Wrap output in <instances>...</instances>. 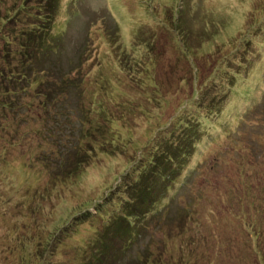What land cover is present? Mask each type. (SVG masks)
Wrapping results in <instances>:
<instances>
[{"label": "rangeland", "instance_id": "374dc122", "mask_svg": "<svg viewBox=\"0 0 264 264\" xmlns=\"http://www.w3.org/2000/svg\"><path fill=\"white\" fill-rule=\"evenodd\" d=\"M41 4L0 0V264H260L264 0H58L48 15ZM58 66L83 81L57 118L100 128L76 173L54 178L61 142L77 136H55L57 106L37 93ZM186 135L195 149L159 209L99 248L96 208L114 212L155 143Z\"/></svg>", "mask_w": 264, "mask_h": 264}, {"label": "trees", "instance_id": "16d2710c", "mask_svg": "<svg viewBox=\"0 0 264 264\" xmlns=\"http://www.w3.org/2000/svg\"><path fill=\"white\" fill-rule=\"evenodd\" d=\"M56 4H58V0H42L41 7L45 8V14L48 15L49 13L55 11V8L53 7H55ZM42 15L43 14H41V16ZM37 33L40 46H43L45 44V39L42 26ZM34 34L35 33L33 32V29H31L24 30L20 36V39L23 40L22 42H20L18 51L23 55V58L26 59V61L23 62L24 64L26 62L31 63L32 58L35 57L37 48L33 45V42L35 40ZM32 46L34 48V53L31 55L32 52H30V49L32 48ZM26 47H29V50H27ZM80 61L81 59L78 60L73 66L75 70L78 68V64L80 63ZM63 73H66V71L61 70V66H58L56 68L57 80L53 82V87L49 84V86H47L48 88L43 91L41 89V86L45 85L41 84L37 90L38 94L45 95V99L47 101H52V103L56 104L57 106L56 112L54 114V124H57V132L55 136H61L63 130L66 129L71 131V133H77V136H71L70 139H67V141L65 140L63 142H61L60 138L57 137L58 141L61 142L62 145L58 148V154L56 157H61V155L64 154V162L66 163H64V168V166H62L63 164H61V158L59 157V159H57L58 161L56 164L59 167V170L58 172H51V175L54 178L60 176V174L71 176L72 174L76 173L79 163L83 160V158L80 156V149L82 148L83 141H85L86 136L92 135L97 129L100 128L97 126L98 124L94 123H92V125L88 127L83 126L80 123L78 127L76 123L74 124L72 122L69 112H67L68 114L66 113V122L64 121V119L60 121L59 117L57 118L58 115H64L63 107L65 106V103H62L60 101V104L58 103L60 96H64L69 85L70 87H74L75 90L79 92L76 87H78L80 90L79 84H82L83 81V78L81 76L76 80V78L68 77V75H63ZM6 75L7 78H11L9 73H6ZM6 92L8 91L5 90V93ZM64 97L67 98V95ZM101 111L103 112L104 109H101ZM103 113H105V111ZM58 132H60V134ZM50 133H54V131L51 129ZM197 137L198 136L186 135L178 136L177 138H175V141L161 140L160 142L155 143V151H157L158 149L159 151L153 153L151 157L147 159L148 164H146L142 169L136 165L129 168L128 171L134 169L133 172L135 173H137L139 168L141 170H139V174L137 177L134 176L135 178L133 180L130 181V178L128 177L127 181L124 184L126 189V196H121L122 199L115 201L116 210L110 214L108 213L105 217L100 213V210L103 209L102 204H99L100 207L96 208L97 214L101 216V222H99V227L96 230L94 241L95 243L100 244L99 248H101V246H104L106 236L109 235L112 237L113 233H117L120 231V226L124 230V232H128L131 227L134 226L135 221L132 219L133 217L142 219L145 218L148 212H155L159 209L156 208V206L159 199L163 196L164 191L171 186L170 184L175 181V177L178 176L179 173H181V170L187 166L188 161L190 160V156L195 149H193V147H195V143L197 142V139L194 138ZM103 142H105V140ZM90 149L91 151L95 150L94 147ZM70 150L73 151V155L75 154V159L67 162V157H70L71 159L73 157L71 156ZM72 161L74 162V164ZM158 184H161V187H158ZM95 204L96 203L94 202V205ZM152 207H155L156 209L154 210V208ZM88 213L89 215L92 214L91 212ZM126 245L127 244H125V246ZM258 260L260 261V264H264V259L259 258Z\"/></svg>", "mask_w": 264, "mask_h": 264}]
</instances>
